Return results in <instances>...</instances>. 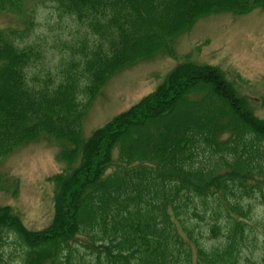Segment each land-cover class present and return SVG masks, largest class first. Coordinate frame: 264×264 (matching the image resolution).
Returning a JSON list of instances; mask_svg holds the SVG:
<instances>
[{"label": "trees", "instance_id": "16d2710c", "mask_svg": "<svg viewBox=\"0 0 264 264\" xmlns=\"http://www.w3.org/2000/svg\"><path fill=\"white\" fill-rule=\"evenodd\" d=\"M29 1L0 0V11ZM52 1L79 35L57 65L47 67L45 45L19 44L33 21L0 30V192L9 191L3 160L20 147L54 141L64 166L49 178L54 216L44 230L0 207V264H241L252 244L264 252V214L253 218L264 207V119L220 68L186 56L83 137L116 75L178 57V39L200 20L264 11V0Z\"/></svg>", "mask_w": 264, "mask_h": 264}, {"label": "rangeland", "instance_id": "374dc122", "mask_svg": "<svg viewBox=\"0 0 264 264\" xmlns=\"http://www.w3.org/2000/svg\"><path fill=\"white\" fill-rule=\"evenodd\" d=\"M31 21L30 36L19 44L45 45L47 67L57 65L62 51L75 45L77 25L60 18L52 0H30L19 13L0 11L2 31H22ZM176 53V58L159 56L116 75L91 105L83 123V137H90L152 93L186 56L198 64L220 68L238 94L252 104L255 115L264 119V11L255 9L246 15L220 14L200 20L178 39ZM59 151L57 143L43 138L16 149L3 160L1 173L9 182V191L0 192V207L11 206L30 230H43L53 220L54 187L49 178L64 168ZM263 214L264 207L256 205L253 218L257 220ZM259 234L260 240L261 231ZM202 241L206 246L212 244L206 236ZM263 254L259 244H252L245 250L241 264H257Z\"/></svg>", "mask_w": 264, "mask_h": 264}]
</instances>
